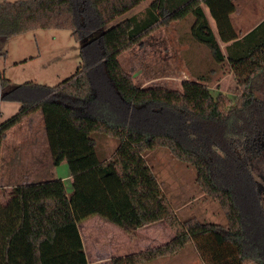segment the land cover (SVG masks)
Returning <instances> with one entry per match:
<instances>
[{
    "label": "trees",
    "instance_id": "trees-1",
    "mask_svg": "<svg viewBox=\"0 0 264 264\" xmlns=\"http://www.w3.org/2000/svg\"><path fill=\"white\" fill-rule=\"evenodd\" d=\"M143 1L0 2V37L68 29L81 43L83 58V66L55 86L15 84L0 74L2 99L16 97L10 93L21 89L42 93L20 98L19 110L2 122L0 147L11 126L41 110L53 163L66 160L73 177L70 195L64 180L55 178L20 186L8 205L0 202V247L6 253L0 264H87L79 223L95 215L131 236L138 227L159 221L174 231L170 241L114 256L112 264H143L175 255L188 244L204 264H264V173L262 181L253 173L264 165V21L240 35L231 19L234 0H153L142 16L103 29ZM188 17L193 39L217 63L231 65L240 91L235 102L222 93L215 97L207 84L195 80H184L182 90L142 87L123 68V51L157 27ZM220 41L229 43L225 51ZM96 70H104L107 78L97 87ZM103 86L124 106L125 121L134 124L92 112ZM94 133L119 140L110 158H100ZM156 148L196 168L200 189L219 202L226 224L178 217L146 156Z\"/></svg>",
    "mask_w": 264,
    "mask_h": 264
},
{
    "label": "rangeland",
    "instance_id": "rangeland-1",
    "mask_svg": "<svg viewBox=\"0 0 264 264\" xmlns=\"http://www.w3.org/2000/svg\"><path fill=\"white\" fill-rule=\"evenodd\" d=\"M152 1H143L134 9L107 24L103 29L110 28L134 14L142 16ZM245 3L244 0L238 2L242 11L246 8ZM191 21L192 18L188 17L154 29L150 34L121 53L119 59L123 68L133 76L134 82L142 87L162 86L182 90L184 80H195L207 84L215 97L222 93L232 102H235L240 96V91L231 65L228 61L217 63L212 58L208 48L193 39L190 32ZM99 33L100 30L94 32L92 37H96ZM97 46V43L93 44L92 49L97 51ZM80 52L81 43L75 40L68 29H35L8 38L0 37V74L11 79L15 84L34 81L55 86L72 76L80 66H83V58ZM104 73V70H96L92 74L95 87L107 79ZM103 87L100 88L102 96L98 102H94L92 112L112 122L134 124L130 119L125 121L127 113L124 114V106L119 104L116 94L109 88ZM257 87H262V85L258 83ZM257 93L260 94V92ZM10 95L16 97L1 101L3 120L18 111L23 102V99L20 98H39L42 93L31 89H21L10 93ZM32 133L31 130L25 128V125L15 126L8 138L2 142L0 147V179L14 184L15 181L28 176L26 173L28 165L36 158L30 152V149L33 148H31L28 136ZM93 135L96 139L100 158H110L116 152L119 140L100 133ZM146 156L166 196L182 221L198 218L206 222L227 223L219 202L200 189L197 183V171L192 164L173 158L166 148L150 150ZM66 167L69 168L68 163ZM57 171L51 172L53 175L47 178H54L57 176L56 174L62 173L63 166ZM253 173L257 180L262 181L260 174L264 173L263 163L258 170L253 169ZM30 175L32 178L37 177L35 173H30ZM12 190L15 189L12 188ZM261 201L264 209V191ZM161 223L171 229L166 221ZM102 226L100 227L99 224L82 225V232L87 242V255L93 262L98 257L105 260L114 256L145 250L140 249L139 245H130L126 251L113 250L108 246L105 250L95 252L90 242L95 237H99L101 242L105 243L106 239L109 241L110 235L113 233L107 225ZM161 228L157 227L158 230H149V232L148 230L138 232L136 229L132 236L121 229L123 235L127 236L131 243L136 241L137 236L144 237L149 234L151 237L155 236L158 240L156 245H160L171 239L167 238ZM172 232L174 233L173 230ZM114 233L117 236L116 239L123 237L122 234L119 236L118 233ZM0 251H2L1 247ZM2 254L6 256L4 250L0 253V255ZM166 258H168L167 262L162 260L158 264H204L192 244H188L175 255L159 259ZM151 262L143 264H150Z\"/></svg>",
    "mask_w": 264,
    "mask_h": 264
},
{
    "label": "crops",
    "instance_id": "crops-1",
    "mask_svg": "<svg viewBox=\"0 0 264 264\" xmlns=\"http://www.w3.org/2000/svg\"><path fill=\"white\" fill-rule=\"evenodd\" d=\"M2 1H5V0H0V2H2ZM234 1L237 5V8H236L235 12L231 15V19H232V23H233L234 27L236 28V30L239 32L240 35H244V34L248 33L249 31H251L253 28L257 27L260 23H262L264 21V2H261L259 0H244L246 2L245 3L246 8H245V10L242 11L239 4H238L239 0H234ZM262 1H264V0H262ZM204 10H205V12L209 18V21H210L212 28L214 29V31L217 34V28H216L215 20L212 18V16L210 15L208 7L205 5H204ZM243 29H248V30L244 31ZM220 42H221V46H222L223 50L225 51V47L229 43H224L222 41H220ZM19 108H18V110H19ZM14 114H12L11 116H13ZM10 117H8V118H10ZM24 125H25L26 129H29L33 132L30 136H28V139L31 142V148H33V149H30L31 155L35 156L36 158L34 159V161H31L30 165H28V169L26 172L28 176H25V178L18 180V181H15L16 183H14V184H12V182L7 183L6 181H4V179L3 180L0 179V202H1V204L4 206L8 205L17 196L16 189H18L20 186L29 185L32 183L44 182V181H47L50 179H55V178H59V179L64 180L66 187H67L68 194L70 195L72 193L73 177L71 176L69 168L67 169V167H66L67 166L66 160L61 162V164H59V165H55L53 163V158L51 155V151L49 149L47 131L45 128V119H44L43 112L41 110H37V111L31 113L29 116L24 118L22 121L11 126L7 130V133H6L4 140H6L8 138L9 133L11 132L12 128H14L15 126H24ZM61 166H63V172L62 173L56 174L57 176H55L54 178H47V177H51V175H53V173H51V172H54V173L58 172L57 170ZM30 173H35L37 177L32 178ZM43 177H45V178H43ZM43 179H47V180H43ZM12 188L15 190L11 191ZM69 188H70V190H69ZM7 194H9V195H7ZM161 222L162 221L155 222V223L145 225V226H140L137 228V230H138V232H142V230H145V231L148 230V232H149V230H153V231L158 230L157 227L161 228V226H162L161 230L163 229V233L167 236V238L172 239L174 236V233L167 226L163 225L164 223H161ZM83 224H91V225L99 224L100 227H101V225H103L102 227H104V225H107L108 229L111 228V230L113 232V233H111L112 235H110L109 241H108V239H106L105 243H102L101 240L99 239V237H95L90 242L91 245L93 246V249L95 250V252L105 250V249H107L108 246H110V248H112L113 250H121V251L122 250L126 251L127 249H129L130 245H136V246L139 245L140 249H146L149 247L150 248L153 247V245H156V243H157L156 241H158L155 236L151 237V235L148 234V235H145L144 237H140V235L137 236V238L135 239L136 241H134V243H131L130 239L127 236L123 235V231H122L121 227H119L118 225H116L110 221L103 219L99 215H95V216H92L89 219L79 223V230H80V233H81L82 238H83L84 247H85L86 252H87V242H86V238L82 232V225ZM158 224H160L161 226ZM114 232L118 233L119 236H120V234H122L123 237L116 239L117 236ZM126 253H128V252H126ZM88 259H89V262L87 264H112L111 259L103 260L102 258L98 257L97 260L93 262L90 259L89 255H88ZM162 260H165L164 262H167L166 260H168V258L154 260L150 264H158V262H161Z\"/></svg>",
    "mask_w": 264,
    "mask_h": 264
},
{
    "label": "built area",
    "instance_id": "built-area-1",
    "mask_svg": "<svg viewBox=\"0 0 264 264\" xmlns=\"http://www.w3.org/2000/svg\"><path fill=\"white\" fill-rule=\"evenodd\" d=\"M1 101H2V90L0 91V129L2 127V122H3V119H2V112H1Z\"/></svg>",
    "mask_w": 264,
    "mask_h": 264
}]
</instances>
